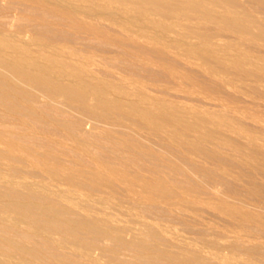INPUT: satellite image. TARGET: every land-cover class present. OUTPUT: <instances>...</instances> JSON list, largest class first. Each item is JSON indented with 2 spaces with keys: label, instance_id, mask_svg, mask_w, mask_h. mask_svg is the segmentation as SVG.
Wrapping results in <instances>:
<instances>
[{
  "label": "rangeland",
  "instance_id": "1",
  "mask_svg": "<svg viewBox=\"0 0 264 264\" xmlns=\"http://www.w3.org/2000/svg\"><path fill=\"white\" fill-rule=\"evenodd\" d=\"M137 1L0 0V43L18 48L0 51V65L32 75L19 88L0 67V131L12 146L0 136V177L31 174L25 182L92 199L125 226L160 223L179 246L168 243L169 255L264 264V0ZM82 170L93 172L83 189L71 180Z\"/></svg>",
  "mask_w": 264,
  "mask_h": 264
},
{
  "label": "bare ground",
  "instance_id": "2",
  "mask_svg": "<svg viewBox=\"0 0 264 264\" xmlns=\"http://www.w3.org/2000/svg\"><path fill=\"white\" fill-rule=\"evenodd\" d=\"M145 3L149 2L151 3L153 0H142ZM141 1V2H142ZM156 1V0H155ZM154 1V2H155ZM162 2L161 0H157V2ZM139 2V0L137 1ZM194 2V1H193ZM232 2V1H231ZM140 3V2H139ZM144 3V4H145ZM149 3L147 5H149ZM140 4H143L140 3ZM153 4V3H152ZM163 4L165 5V1H163ZM151 5V4H150ZM160 5V4H159ZM139 6V5H138ZM161 6V5H160ZM163 6V5H162ZM141 7V5H140ZM145 7V5H144ZM173 9V8H172ZM0 35H3L2 33H0ZM4 39L7 37L6 34L3 35ZM3 37H1L3 39ZM9 37V36H8ZM10 38H12L10 36ZM10 38H7V40H9ZM14 38V37H13ZM16 39V38H15ZM14 39V40H15ZM19 40V39H17ZM3 41V40H1ZM12 42V41H11ZM16 41H14L13 43H15ZM6 43V42H5ZM5 43H0V48L2 49L1 46L5 47L6 44ZM17 43V42H16ZM11 46L12 43L10 44ZM8 46V44H7ZM10 46V47H11ZM17 46H20L17 45ZM9 47V46H8ZM21 47V46H20ZM23 47V46H22ZM21 47V48H22ZM7 47H5V49L0 51H5ZM17 47L14 46V53H15V49ZM24 48V47H23ZM10 48H8L7 50H11ZM18 49V48H17ZM27 49V48H26ZM30 49V48H29ZM44 49V48H43ZM42 49V50H43ZM6 50V51H7ZM11 50V52L13 53V51ZM25 50V49H24ZM56 50V49H55ZM8 51V52H9ZM59 51V50H58ZM18 52V51H16ZM56 52V51H55ZM4 53V52H3ZM17 54V53H16ZM19 54V53H18ZM2 55V53H1ZM5 55V54H4ZM10 55V54H9ZM13 55V54H12ZM10 55V56H12ZM48 55V54H47ZM24 55H22L23 57ZM26 56V54H25ZM32 56V55H31ZM46 56V55H45ZM14 57V56H13ZM21 57V56H20ZM19 57V59H20ZM51 57V56H50ZM3 58V57H2ZM6 58V57H5ZM18 58V56H17ZM47 58V57H46ZM14 61H16V58ZM12 59V60H13ZM18 59V60H19ZM27 59V58H26ZM11 59H9L10 61ZM11 60V62H12ZM25 60V59H24ZM28 60V59H27ZM39 60V59H38ZM47 60V59H46ZM50 59H48L47 61H49ZM1 61V59H0ZM13 61V63H14ZM29 62V61H28ZM32 63V61H30ZM51 62V61H50ZM56 62V61H55ZM55 62H51L54 63ZM3 63V64H2ZM21 64H24L25 61L20 62ZM45 63V62H44ZM42 63V64H44ZM60 63V62H59ZM28 65L30 63H27ZM26 63L24 64L27 65ZM34 64V63H33ZM40 64V63H39ZM48 63L46 62V65ZM53 64V65H54ZM64 64V63H63ZM60 64V65H63ZM14 65V64H13ZM43 65V66H46ZM51 65V64H50ZM1 66L4 67H9L12 68V70H14L13 73H16L15 76H25L27 77L30 76L32 77V75L27 74L28 71L25 70L26 74L22 71V68H18L12 66V63H7L5 62V60H3L1 62ZM21 66V65H20ZM32 65H30L29 67H31ZM41 65H39L40 67ZM49 66V65H48ZM64 66V65H63ZM23 67V68H24ZM37 69V67H35L36 69H34V67L32 68V70H38L41 72V70ZM42 67V66H41ZM52 67V66H51ZM58 67V66H57ZM61 67V66H60ZM3 69V67H1ZM28 68V67H27ZM56 67H54L55 69ZM63 68V67H62ZM84 68V67H83ZM0 69V70H2ZM6 69V68H5ZM3 69V70H5ZM31 69V68H30ZM42 69V68H41ZM9 70V69H8ZM24 70V69H23ZM32 70L31 73L32 74ZM46 70V69H42ZM52 68H51V72L49 70L48 73L47 71H45L48 75H52ZM58 70V69H57ZM11 71V70H9ZM30 71V70H29ZM59 71V70H58ZM1 72V71H0ZM4 71H2V74ZM7 72V71H6ZM54 72V70H53ZM50 73V74H49ZM100 73V72H99ZM2 74L0 73L1 79H2ZM7 74V73H6ZM10 74V73H9ZM35 73H33L34 75ZM43 74V73H42ZM46 74L47 78L48 75ZM64 74V73H63ZM5 75V74H4ZM11 75V74H10ZM36 75V74H35ZM38 77L40 74H37ZM36 75V76H37ZM87 75V74H86ZM14 77V76H12ZM41 77V75H40ZM5 78L6 75H5ZM10 77H8L9 79ZM19 78V77H18ZM29 78V77H27ZM35 78V77H34ZM50 78V77H49ZM48 78V79H49ZM37 79V78H36ZM35 79V80H36ZM51 79V78H50ZM24 80V79H23ZM26 80V79H25ZM24 80V81H25ZM28 80V79H27ZM26 80V81H27ZM34 80V79H33ZM32 80V81H33ZM41 80V79H39ZM43 80V79H42ZM9 81V80H8ZM10 81H12V79H10ZM12 83V82H10ZM25 81V83H26ZM31 81V82H32ZM47 81V80H44ZM43 81V82H44ZM1 82H3L1 80ZM15 81H13L12 84H14ZM20 82V78L18 81H16V85ZM22 82V83H21ZM20 83L23 84V81H21ZM29 82V80L27 81ZM34 82V81H33ZM36 82V81H35ZM34 82V84H35ZM41 82V81H40ZM39 81L36 82V84L40 83ZM42 82V83H43ZM49 82V81H48ZM97 82V81H96ZM18 84L19 88L22 86H25ZM45 83V82H44ZM57 83V82H56ZM6 84V87H8ZM27 84V83H26ZM29 84V83H28ZM27 84V85H28ZM31 84V83H30ZM49 84V83H48ZM50 84L51 81H50ZM89 84V83H88ZM4 83H3V87H4ZM21 85V86H20ZM40 85V84H38ZM44 85V84H43ZM56 86V84H54ZM51 85V86H54ZM57 85L60 86V83ZM30 86V85H29ZM49 87L50 88H54V87ZM62 88L64 87L63 83L61 84ZM60 86V87H61ZM69 86V85H68ZM123 86V85H122ZM127 86V85H126ZM12 87V86H11ZM38 87V86H37ZM43 87V86H41ZM58 87V86H56ZM72 87V86H69ZM65 88L66 91V96L70 95V92L67 93L68 91L66 90L67 88ZM5 88V87H4ZM26 88V87H24ZM23 88V89H24ZM28 88V87H27ZM62 88L60 90V93L62 92ZM73 88V87H72ZM94 88V87H93ZM3 89V88H2ZM9 89H11L9 87ZM46 89V86L45 88ZM48 87L46 90H49ZM51 89V90H52ZM58 89V88H57ZM71 88H69L70 90ZM92 89V88H91ZM5 90H7V88H5ZM16 90V88H15ZM21 90V89H20ZM41 90V89H40ZM81 90V89H80ZM4 91V89H3ZM1 90V92H3ZM13 91V89H12ZM12 91L10 90V92L12 93ZM19 91V90H18ZM19 96H21V93ZM24 91L26 92L27 90L24 89ZM38 91V90H37ZM50 91V90H49ZM73 91V90H72ZM91 91V90H90ZM8 92V90H7ZM6 92V93H7ZM16 92V91H15ZM14 92V93H15ZM24 92V93H25ZM52 92V91H50ZM54 93L56 92V89H54L53 91ZM57 92H59L57 90ZM56 92V93H57ZM64 92V89H63ZM75 92V90H74ZM4 93V92H3ZM5 95H8L6 94ZM23 93V98L24 95H26ZM58 93V94H60ZM77 93V92H76ZM74 93V94H76ZM2 93H0L1 95ZM72 94V93H71ZM15 96H18L16 94H14ZM12 95V96H14ZM63 95V93H62ZM87 95V94H86ZM3 96V95H1ZM12 96L8 95V99L9 97L11 98ZM27 96V95H26ZM32 96V95H31ZM73 96V95H72ZM71 96V97H72ZM79 97V95H76ZM82 96V95H81ZM80 96V97H81ZM129 96V95H128ZM51 97V96H50ZM70 97V96H69ZM68 97V98H69ZM77 97V98H78ZM4 98V97H2ZM14 98V97H12ZM11 98V100H12ZM75 98V96L72 97V99ZM18 99V98H17ZM22 100V98H20ZM51 99V98H50ZM66 99V98H65ZM81 99V98H78ZM82 99H84L82 97ZM81 99V100H82ZM10 100V101H11ZM20 100V102H21ZM43 100V99H41ZM76 100V99H75ZM1 101V100H0ZM5 101V98H4ZM8 101V100H7ZM15 101V100H14ZM17 101V100H16ZM23 101V100H22ZM73 101V100H72ZM98 101V100H97ZM12 102V101H11ZM19 102V99L18 101ZM16 102V103H17ZM1 103V102H0ZM6 103H9L6 102ZM98 103V102H97ZM12 105H14V103H11ZM102 104V103H101ZM3 108L4 103H1ZM7 105V104H6ZM17 106V104H15ZM23 105V104H22ZM5 106V105H4ZM11 106V105H9ZM115 106V105H114ZM69 107H72L69 105ZM79 107V106H78ZM101 107V106H100ZM136 107V106H135ZM18 108V107H15ZM26 108V107H25ZM51 108V107H50ZM80 108V107H79ZM78 108V109H79ZM127 108V107H126ZM138 108V107H137ZM4 109V108H3ZM9 108L6 109V112ZM23 111L24 108H22ZM45 109V108H44ZM96 109V108H95ZM114 109V108H113ZM12 110V109H11ZM35 110V109H34ZM103 110V109H102ZM119 110V109H118ZM142 110V109H141ZM10 111V110H9ZM18 111V109H17ZM29 111V110H27ZM41 111V110H40ZM43 111V110H42ZM5 112V113H6ZM26 112V111H25ZM85 112V111H84ZM142 112V111H141ZM2 113V112H1ZM7 113H11V112H7ZM32 113V111H31ZM65 113V112H64ZM83 113V112H82ZM18 114L21 113L19 112ZM24 114V113H23ZM22 114V115H23ZM43 114V113H42ZM109 114V113H108ZM51 115V114H50ZM26 116V115H25ZM24 116V117H25ZM47 116V115H46ZM89 116V115H88ZM1 117V116H0ZM4 117V116H2ZM1 117V118H2ZM17 117V116H16ZM19 117V116H18ZM22 118H24L23 116H21ZM153 117V116H152ZM0 118V119H1ZM10 118V117H9ZM20 118V117H19ZM15 119V118H14ZM13 119V120H14ZM21 119V118H20ZM72 119V118H71ZM90 119V118H89ZM3 120V119H2ZM0 120V121H2ZM10 120V119H9ZM56 120V119H55ZM73 120V119H72ZM5 121V120H4ZM67 121V120H66ZM70 121V120H68ZM81 121V120H80ZM102 121V120H101ZM104 121V120H103ZM135 121V120H134ZM22 122V121H21ZM48 122V121H47ZM73 122V121H71ZM2 123V122H1ZM77 123V121H76ZM79 123V122H78ZM87 123V122H86ZM91 123V122H90ZM7 124V123H6ZM51 124V123H50ZM95 125V123H93ZM26 125V124H25ZM80 125V124H79ZM97 125V124H96ZM116 125V124H115ZM140 125V124H139ZM1 126V124H0ZM4 126V125H3ZM2 126V128H4ZM12 126V125H11ZM17 126V125H16ZM60 126V125H59ZM9 127V126H8ZM20 127V126H19ZM62 127V126H61ZM16 128V127H14ZM23 129V127H21ZM76 128H80L76 127ZM125 128V127H124ZM1 129V128H0ZM6 129V128H5ZM19 129V128H18ZM36 129V128H35ZM91 129V127H90ZM98 129V128H97ZM145 129V128H144ZM4 129H2L3 131ZM14 130V129H12ZM0 131V133L2 132ZM6 131L8 132V130L6 129ZM10 131V130H9ZM19 131V130H18ZM100 131V129H99ZM108 131V130H107ZM111 131V130H110ZM6 132V133H7ZM13 132L15 131H11L10 133L13 134ZM20 132V131H19ZM4 133V131H3ZM1 133L0 136L2 137V139H4V134ZM17 133V132H15ZM75 133V132H74ZM80 133V132H79ZM104 133V132H103ZM115 133V132H113ZM123 133V132H122ZM126 133V132H125ZM9 134V133H7ZM6 134V135H7ZM23 134V133H22ZM95 134V133H94ZM99 134V133H98ZM24 135V134H23ZM78 135V134H77ZM19 135H13L14 137V141L16 142V140H18ZM22 136V135H21ZM0 137V138H1ZM6 137V136H5ZM9 135L4 139L5 144L6 143V139H10L8 138ZM18 138V139H16ZM21 138V137H20ZM32 138V137H31ZM72 138V137H71ZM86 138V137H85ZM16 139V140H15ZM123 139V138H122ZM13 140V139H11ZM9 140V142L11 141ZM133 140V139H132ZM1 142L3 140H0ZM8 141V140H7ZM13 141V142H14ZM120 141V140H119ZM20 142V140H19ZM85 142V141H84ZM128 142V141H127ZM18 143V141L16 142ZM14 143V144H16ZM81 143V142H80ZM112 143V142H111ZM130 143V142H129ZM128 143V144H129ZM2 144H4L2 142ZM10 143H8L7 145L9 146ZM39 144V143H38ZM116 144V143H114ZM132 144V143H131ZM140 144V143H139ZM11 145L12 141H11ZM18 145V144H16ZM21 145V144H19ZM134 145V144H133ZM7 146V147H8ZM14 146V145H13ZM10 148L12 146H9ZM16 146H14L15 149ZM146 147V146H145ZM19 148V147H18ZM22 147H20L21 149ZM24 148V147H23ZM22 150L24 151L25 149ZM26 148V147H25ZM109 148V147H108ZM144 148V147H143ZM8 149V148H7ZM112 149V148H111ZM142 149V148H141ZM3 150V149H2ZM12 150V149H10ZM17 150V149H15ZM21 150V151H22ZM30 150V149H29ZM26 150V151H29ZM92 150V148H91ZM105 150V149H104ZM1 151V150H0ZM7 154L10 153L9 150H7ZM22 151V152H23ZM32 150L31 149V154L29 152L26 154V157L30 158L29 156H33V154L36 152H34L32 154ZM88 151V150H87ZM93 151V150H92ZM108 151V150H107ZM4 152V150H3ZM14 151H12L13 154ZM111 152V151H109ZM115 152V151H114ZM130 152V151H129ZM24 153V152H23ZM20 152V154H23ZM118 153V152H117ZM6 154V151H5ZM11 154V155H12ZM16 156V153H14ZM17 154H19V149L17 150ZM25 154V153H24ZM92 154V153H91ZM113 154V153H112ZM111 154V155H112ZM2 155V154H0ZM36 157L35 159L37 158ZM115 155V154H114ZM148 155V154H147ZM3 156V155H2ZM1 156V157H2ZM6 156V155H5ZM14 156V155H13ZM23 156V155H22ZM31 156L30 159H33ZM103 156V155H102ZM116 156V155H115ZM8 159L10 157L6 156ZM25 157V156H24ZM34 157V156H33ZM40 157L42 159H44L45 157L41 156ZM141 157V156H140ZM152 157V156H151ZM4 158V156L2 157ZM5 158V159H7ZM13 158V157H12ZM106 158V157H105ZM1 159V158H0ZM7 159V160H8ZM9 159V160H10ZM15 159V157H14ZM14 159H11L14 160ZM38 160H40L39 158H37ZM41 159V160H42ZM47 159V158H46ZM148 159V158H147ZM146 159V160H147ZM26 160L28 161L29 159L26 158ZM40 160V163H42V161ZM122 160V159H121ZM124 160V158H123ZM32 161V160H31ZM30 161V162H31ZM111 161V160H110ZM20 162V160H19ZM36 162V161H35ZM34 161H32V163H35ZM45 163L47 161H44ZM102 162V161H101ZM131 162V161H130ZM173 162V161H172ZM181 162V161H180ZM112 163V162H111ZM21 164V163H20ZM37 165H39L38 163H35ZM47 164V163H46ZM115 164V163H114ZM112 164V165H114ZM133 164V163H132ZM156 164V163H155ZM41 165V164H40ZM104 164H102L103 166ZM44 166H47L44 164ZM99 167H101L100 163L98 164ZM108 166V165H107ZM115 166V165H114ZM169 166V165H168ZM105 167V165L103 166ZM103 167H101V170L103 169ZM116 167V166H115ZM14 170V167H9V169ZM16 168V167H15ZM107 168V167H105ZM104 168V169H105ZM109 168V167H108ZM114 168V167H113ZM8 169V168H7ZM6 169V171H7ZM10 169V170H11ZM92 169V168H91ZM99 169V168H97ZM110 169H112V167H110ZM1 172H4V170L1 168ZM18 170V169H16ZM57 169L52 170L51 172H53V174H58L59 171ZM115 170V168H114ZM9 171V170H8ZM19 171V170H18ZM63 171V170H62ZM97 171V170H96ZM106 171V169H105ZM104 171V173H105ZM111 171V170H110ZM116 171V170H115ZM118 171V170H117ZM136 171V170H135ZM11 172V171H10ZM13 172V171H12ZM11 172V173H12ZM15 172V170H14ZM15 177L17 176V173ZM85 171L82 170V172L78 173V178L76 176H74L71 180L72 182L75 184V187L79 188L81 181H83L84 178H87L88 176H85L88 173H84ZM108 172V171H107ZM112 172V171H111ZM126 172V170H125ZM130 173V171H128ZM179 172V171H178ZM93 173V172H92ZM92 173H89V177L92 175ZM100 172H96L94 173L95 175H98ZM103 173V174H104ZM114 173V172H113ZM9 174V172H8ZM21 174V172H20ZM18 173V175H20ZM65 174V173H64ZM85 174V175H84ZM91 174V175H90ZM116 174H118L116 172ZM121 174V173H120ZM133 174V173H132ZM12 175V174H11ZM22 175H27V177L29 178V176L31 174H24L22 173ZM102 175V172L101 174ZM114 175V174H113ZM140 175V174H139ZM1 177H4L3 175H0ZM8 176V177H7ZM5 175V178H1L0 177V264H205L204 262L200 261L201 258H203L204 256L202 255V257H200L196 254H198L199 252L192 249L193 254H187L184 253L182 255H180L178 253L179 256L175 255L177 254L174 253L172 256L169 255V246L168 243H170L171 245L175 246V247H179L176 244L171 243L170 241H168L164 235L159 231V229L157 228L158 226H161L160 223H156L154 221H150L148 219L144 220H138L134 225V227H129V226H125L122 225L121 220L118 219L113 213H105L102 210H100L98 208V206L96 204H94L91 201L87 200L85 201V204H81L79 201H77V198H73L71 197L72 195H70V191H60V190H54L52 189V185H50L49 187H47V185H43L41 183L38 182H34V181H27L25 182V179L28 178H20V179H15L14 176L12 178V176L9 175ZM32 176V175H31ZM30 176V177H31ZM73 176V175H72ZM103 176V175H102ZM105 176V175H104ZM109 176L111 177V175L109 174ZM129 176V175H128ZM144 176V175H142ZM19 176H17L18 178ZM21 177V175H20ZM88 177V178H89ZM34 178L35 177H31ZM87 178V179H88ZM91 178V177H90ZM93 178H95V176H93ZM145 178V176H144ZM155 178V177H154ZM21 179H24V181H22ZM30 179V178H29ZM87 179L84 180L87 181ZM99 179V178H98ZM118 179V178H117ZM95 180V179H94ZM124 180V179H123ZM149 180V179H148ZM93 181V180H92ZM130 181V180H129ZM121 182V181H120ZM131 182V181H130ZM72 184V183H71ZM131 184V183H130ZM113 186V185H112ZM124 186V185H123ZM82 188V186H80ZM86 187V186H85ZM181 187V186H180ZM80 188V189H81ZM109 188V187H107ZM114 188V187H113ZM147 188V187H146ZM83 189V188H82ZM73 190V189H72ZM93 190V189H92ZM183 190V189H182ZM169 191V190H168ZM172 191V190H171ZM104 193V192H103ZM117 193V192H116ZM139 193V192H138ZM143 193V192H142ZM192 193V192H191ZM171 194V193H170ZM86 195V194H85ZM89 195V194H88ZM87 195V196H88ZM153 195V194H152ZM176 195V194H175ZM174 195V196H175ZM91 196V195H90ZM89 196V197H90ZM128 196V195H127ZM92 197V196H91ZM100 197V196H99ZM96 200V199H94ZM101 200V199H100ZM163 201V200H162ZM96 202V201H95ZM123 202V201H122ZM145 202V200H144ZM147 202V201H146ZM84 203V202H83ZM126 203V202H124ZM157 203V202H156ZM175 203V202H174ZM187 203V202H186ZM99 204V203H97ZM128 204V203H127ZM133 204V203H132ZM146 206V205H145ZM151 207V206H150ZM133 208V207H132ZM144 208V207H143ZM105 209V208H104ZM140 209V208H139ZM152 209V208H151ZM192 209V208H191ZM138 210V209H137ZM114 212V211H113ZM158 212V211H157ZM130 213V212H129ZM176 213V212H175ZM119 214V213H118ZM147 214V213H146ZM168 214V212H167ZM140 215V214H139ZM133 216V215H132ZM127 217V216H126ZM145 217H147V215H145ZM143 218V217H142ZM150 218V217H148ZM127 219V218H126ZM170 219V218H169ZM131 220V218L129 219ZM128 222V220H127ZM125 223V222H124ZM162 229V228H161ZM182 238V237H181ZM188 239V238H187ZM168 247V248H167ZM172 247V248H175ZM171 249V248H170ZM180 249V248H179ZM190 249V248H188ZM177 250V249H176ZM191 250V249H190ZM171 251V250H170ZM185 251V250H184ZM173 253V252H172ZM187 256H186V255ZM175 255V256H174ZM200 257V260H199ZM198 258V259H197ZM220 260L225 261V257L223 256H219L218 257ZM197 261H195V260ZM205 259V258H203ZM208 260V258H206ZM199 260V261H198ZM235 261V260H234ZM238 261V260H236ZM208 262V261H207ZM206 262V264H207ZM228 262V261H226ZM210 263V261H209ZM229 263H232L231 261ZM213 264V263H212ZM235 264V263H234ZM238 264H246L245 261H240ZM250 264V263H248Z\"/></svg>",
  "mask_w": 264,
  "mask_h": 264
}]
</instances>
